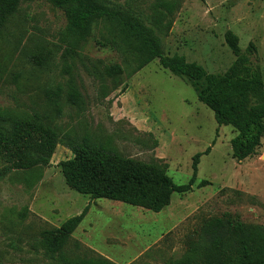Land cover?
<instances>
[{"label":"rangeland","instance_id":"374dc122","mask_svg":"<svg viewBox=\"0 0 264 264\" xmlns=\"http://www.w3.org/2000/svg\"><path fill=\"white\" fill-rule=\"evenodd\" d=\"M157 1L105 0L148 25ZM65 24L64 8L32 0L21 3L0 35V111L21 120L38 114L63 140L45 167L3 173L10 160L0 154V264H66L45 254L43 233L86 205L62 250L72 264L96 255L116 264H214L218 249L212 253L211 238L226 241L228 224L262 236L248 239L250 244L264 241V132L254 152L238 161L230 145L237 131L216 123L188 79L155 59L116 85L101 74L103 66L123 59L129 66L131 59L96 43L105 34L101 26L75 55L63 56L58 38ZM226 30L238 36L241 50L255 45L252 63L264 83V0H183L170 29L160 34L163 52L221 74L235 59ZM70 86L81 95L79 106L68 99ZM57 88L62 94L55 107L46 92ZM84 137L163 169L175 184L188 183L194 154L208 146L210 151L199 158L192 189L174 192L155 213L91 199L67 185L59 166L72 157L65 139ZM202 180L207 183L198 186ZM228 242L229 254H235V236Z\"/></svg>","mask_w":264,"mask_h":264},{"label":"trees","instance_id":"16d2710c","mask_svg":"<svg viewBox=\"0 0 264 264\" xmlns=\"http://www.w3.org/2000/svg\"><path fill=\"white\" fill-rule=\"evenodd\" d=\"M32 0H0V35L10 18L18 11L21 3ZM52 5L64 8L66 24L59 32L62 55L73 56L80 50L93 30L101 26L105 31L100 46L109 47L131 59V65L113 63L103 66L101 74L113 82L121 83L152 60L171 74L188 79L197 94V99L212 112L218 125H231L237 131L231 139L232 156L241 161L250 156L259 145L264 132V83L259 70L252 63L256 48L250 42L245 50L239 46L238 36L226 30L224 40L235 56L234 61L221 74L208 73L202 65L186 61L181 55H165L161 33L172 25L173 13L183 0H158L154 5L155 15L148 25L128 10L116 9L105 0H47ZM40 57L38 65H42ZM68 99L72 105L81 104L77 88L70 86ZM62 89L47 91L46 96L55 107L58 106ZM63 141L58 132L46 126L35 114L32 119H14L0 111V154L10 160L4 172L12 169L30 170L45 167L56 145ZM72 151V157L59 162L67 185L91 199L106 198L140 207L155 213L168 206L174 192L185 193L192 189L197 177V165L203 152L192 157V175L186 184H175L166 172L151 163H144L120 155L106 147L91 143L88 138L75 141L65 139ZM1 173V172H0ZM1 173V174H3ZM207 182L202 180L198 186ZM88 211L86 205L80 213L64 220L57 228L45 230L42 243L45 254L57 257L66 264L62 250L71 239V234L81 223ZM226 241L215 235L210 249L214 253V264H264V241L256 242L262 236L247 232L242 225L228 224ZM236 233V234H235ZM256 235V236H254ZM235 236L236 253L227 241ZM213 237V236H212ZM78 249L79 244L74 243ZM77 264H116L102 256L83 257Z\"/></svg>","mask_w":264,"mask_h":264}]
</instances>
